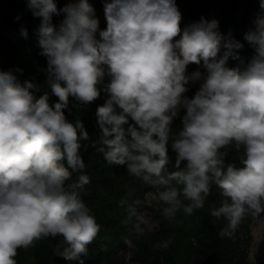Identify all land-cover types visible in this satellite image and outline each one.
<instances>
[{"label":"clouds","instance_id":"clouds-1","mask_svg":"<svg viewBox=\"0 0 264 264\" xmlns=\"http://www.w3.org/2000/svg\"><path fill=\"white\" fill-rule=\"evenodd\" d=\"M27 7L41 20L36 35L46 83L58 100L50 103L48 92L37 98L33 81L0 71V264H16L19 248L58 236L54 255L83 264L100 231L77 191L89 183L80 149L90 137L81 120L65 116L70 98L89 105L106 94L92 146L154 189L165 218L203 209L213 185L222 200L210 215L227 221L222 238H231L246 216L264 213V0L244 35L254 49L247 62L239 52L244 44L222 34L218 20L201 17L182 29L175 0H110L104 30L89 0L62 9L54 0H28ZM61 13L56 26L53 16ZM20 35L27 39V29ZM229 59L237 65L228 67ZM190 64L206 74H188ZM196 81L202 83L188 98ZM180 109L182 127L173 133ZM169 145L174 171L167 169ZM232 150H242L243 167L226 163ZM143 223L137 216V236Z\"/></svg>","mask_w":264,"mask_h":264},{"label":"trees","instance_id":"trees-1","mask_svg":"<svg viewBox=\"0 0 264 264\" xmlns=\"http://www.w3.org/2000/svg\"><path fill=\"white\" fill-rule=\"evenodd\" d=\"M175 3L182 15L180 25L182 29L192 22L199 21L201 17L207 20L216 19L222 34L227 35L231 32L244 44L239 52L245 62L254 54V49L244 40L245 33L254 28L250 25L253 20L251 17L253 0H245L243 5L240 4V0H175ZM27 4L28 0H0V57L3 58V68L0 71L12 70L21 82L33 81L38 87V91L34 92L36 97L39 98L48 92L49 102L55 103L58 98L51 94V89L46 83L47 60L40 54L41 49L36 35L41 20L33 16ZM52 22L59 26L61 18L54 15ZM22 27L28 31L27 39L20 35ZM106 27L105 19L99 28L104 30ZM237 63L238 61L229 59L227 66L235 67ZM195 71L206 74L202 65H188V74ZM108 82L109 78L105 77L104 83ZM200 83L202 81L190 82L185 95L192 98ZM106 98V94L102 92L100 98L89 105H81L70 98L69 108L64 110L70 122L77 119L82 121L90 137L88 141H81L80 149L85 164L83 174L89 177V183L77 191L79 198L101 226L95 240L87 246V256L81 257L83 264H121L120 252L132 221L130 209L137 204L144 191L152 189L142 181L130 189L124 183H119L118 180L130 176L126 166L110 165L103 154L92 146L101 134L96 109ZM184 114L181 112L173 120V131L182 127L181 120ZM129 122L132 123L131 120ZM169 158L167 169L174 171L175 154L171 151L170 145ZM241 158V152L232 150L226 157V163H235L237 167H243ZM76 179L77 175L74 174L73 180ZM221 200V190L213 185L203 209L194 210L191 215L180 210L174 219L163 216L164 205L160 203L161 208H155L160 238L155 237L152 240L137 236L133 259L139 264H177L183 255L189 264H247V248L251 239L250 225L264 213L257 217L246 216L231 238H222L219 233L227 221L223 219L215 221L210 215V209L218 207ZM61 239L59 236L49 237L37 242L35 247L19 248L14 257L16 264H26V258L31 264H80L79 260H67L54 255L53 248ZM165 240H171L168 248L157 247ZM254 264H264V235L259 242Z\"/></svg>","mask_w":264,"mask_h":264},{"label":"rangeland","instance_id":"rangeland-1","mask_svg":"<svg viewBox=\"0 0 264 264\" xmlns=\"http://www.w3.org/2000/svg\"><path fill=\"white\" fill-rule=\"evenodd\" d=\"M254 4L251 9V17L253 20L257 16V14L260 13V0H253ZM54 2L57 4L58 9H62L66 4L68 3H76L77 0H54ZM106 2H110V0H89V3L94 7L95 9V16L99 20V25L105 20V14H104V4ZM245 0H240V4L243 5ZM61 18V21L64 19V14L61 13L59 15ZM3 68V58L0 57V69ZM181 112L185 113L184 109H180L178 112L177 117ZM180 128L173 131V133L177 132ZM241 154L243 155V152L241 150ZM140 180H138L136 177L130 175L128 177L122 178L118 180L119 183L125 184L129 189L134 185L139 183ZM152 193L154 191L152 189H147L143 192L142 196L139 199V203H137L133 208L130 209V215H132V221L130 228L127 231V234L124 238V246L121 250V264H139L137 261L133 259L135 254V243H136V237L137 234L134 230V225L137 223V216L143 215L145 223L141 224V227L144 228L145 232L144 235L139 236L142 238H148L154 240L155 237H158L159 233V225L156 221V207L161 208L160 202L158 200L152 199ZM134 210V211H133ZM250 235L251 239L248 243L247 248V264H254L255 263V256L257 252V248L259 245V242L262 238V235H264V215L254 220L250 225ZM161 236V235H160ZM157 245V242H156ZM158 247V245H157ZM27 259V260H26ZM26 264H31L28 258H26ZM188 259L185 256H181L177 262V264H189Z\"/></svg>","mask_w":264,"mask_h":264},{"label":"built area","instance_id":"built-area-1","mask_svg":"<svg viewBox=\"0 0 264 264\" xmlns=\"http://www.w3.org/2000/svg\"><path fill=\"white\" fill-rule=\"evenodd\" d=\"M253 21H254V20H252V21L250 22V25H251L252 27H254Z\"/></svg>","mask_w":264,"mask_h":264}]
</instances>
